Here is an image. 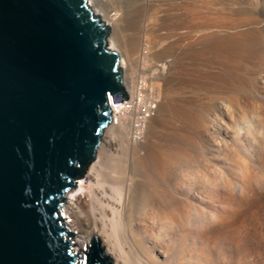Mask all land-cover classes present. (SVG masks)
Listing matches in <instances>:
<instances>
[{
    "label": "bare ground",
    "instance_id": "obj_1",
    "mask_svg": "<svg viewBox=\"0 0 264 264\" xmlns=\"http://www.w3.org/2000/svg\"><path fill=\"white\" fill-rule=\"evenodd\" d=\"M86 3L108 27L106 45L119 57L129 100L110 106L111 126L90 171L76 180L60 206L78 241L73 252L84 256L96 237L104 245L107 264H259L264 236L246 231L245 220H233L212 193L217 175L224 187H231L229 173L219 166L221 155L239 152L233 139L246 145L251 131L232 129L221 102L201 105L193 93L204 80L199 77L204 68L199 72L198 67L205 52L229 62V69L228 63L222 68L231 77L225 82L229 86H243L248 74L264 71V0ZM213 55L210 60L217 66ZM136 71L143 74L135 76L140 82L131 81ZM177 81L184 95L175 117L168 120L173 115L170 97L160 96ZM133 101L139 106L149 102L146 110L151 113L137 128L125 113ZM250 136L258 141L254 133ZM195 139L207 145L202 165L185 151ZM205 167L203 174L200 169ZM198 175L204 176L202 186Z\"/></svg>",
    "mask_w": 264,
    "mask_h": 264
},
{
    "label": "water",
    "instance_id": "obj_2",
    "mask_svg": "<svg viewBox=\"0 0 264 264\" xmlns=\"http://www.w3.org/2000/svg\"><path fill=\"white\" fill-rule=\"evenodd\" d=\"M108 37L86 0H0V264H107L60 206L127 99Z\"/></svg>",
    "mask_w": 264,
    "mask_h": 264
},
{
    "label": "rangeland",
    "instance_id": "obj_3",
    "mask_svg": "<svg viewBox=\"0 0 264 264\" xmlns=\"http://www.w3.org/2000/svg\"><path fill=\"white\" fill-rule=\"evenodd\" d=\"M207 54H208L207 52H205V54L203 55L201 54L202 57L200 58V65L198 67L199 72L201 70L200 69L201 66L206 70V72L203 71L204 70L203 69L202 73L200 72L201 76L199 73V77L200 78L204 77V80L202 78L201 79L202 82L199 81L198 85L200 86V88L199 86L197 87L195 93H193V97L197 102H200L201 105H206V106L212 105L211 103H214V101L216 100L221 102L224 105L229 120V124L232 129H241V130L249 129L251 131L249 133V139L246 145L242 144L236 138L233 139L235 141V146L239 147L241 152L240 151L236 152L235 154H232V156L230 155L228 156L226 153H223L224 155L223 154L221 155L222 162L219 163V166L223 168L224 172L229 173L231 187L228 189L227 187H224V185L222 184V178L218 177L217 175L215 177L217 184L212 188L213 197L217 204H223L229 208V212L233 220H245L244 222H245L246 231H248L250 234H261L264 236V71L251 73L250 64L245 63L244 66L247 67V71L251 73L248 74L246 78H244L245 85L239 87V85L236 84V82H234L236 86L235 84L234 86H229L230 83H225L226 81L227 82L231 81V77L228 75L226 71L227 69H229V62H226L225 61L226 59L223 60L222 58L221 59L218 58L219 56L216 55V53H213L216 55V57H214L215 55L212 54L213 58H217L218 60V61L216 60V64L217 63L220 64L219 66L218 64L216 66L214 65L215 59H212L213 61L212 62L210 60V57L212 58V55H209L210 53L208 55ZM220 61L222 62V65ZM204 62H207L210 66H208V64L205 65L206 63ZM225 64H227V66ZM214 67L215 70H213ZM218 67L221 69V71ZM224 67L226 68V70L222 69ZM213 71H217V73L222 75L213 73ZM224 71L227 73L228 75L227 77H226V73L224 74ZM177 72L178 71H174V70L172 72L174 73L172 75L176 78L178 77V74H176ZM208 73L210 75H207ZM133 74L131 75V81L133 82L137 80L139 81V79L135 77L136 75L138 76V78L140 74L143 76L141 71H136ZM223 74L225 75V77L224 80L222 81L223 79L222 76H224ZM204 75L206 76V78ZM127 76L129 77V75ZM218 76L221 77L218 78ZM211 79L214 80L216 84L213 83ZM258 80H261L263 84H259ZM139 82H137V84ZM175 84L173 85V87L169 88L168 90L165 89L167 92L165 93L163 91L164 93L162 94V96H160L161 92L159 94L161 98L162 97L172 98V99L169 98L170 107H172L171 108L172 113L173 111L180 108L181 106L180 99H182L181 97H183L184 95V94L182 95L180 94L183 93V90L180 88V86H178L179 85L178 81ZM258 84L261 85V89H258ZM205 89H207L206 93H205ZM188 95L190 94H187V96ZM160 97H159L160 99L159 101L162 100ZM171 101L175 102V104L171 103ZM175 114L176 113H173V115L171 114L170 117H168V120L171 119L173 120V116L175 117ZM244 115L245 117H243ZM239 117L242 120L240 124H238L237 122ZM160 132L162 134L160 133L159 137L162 138L164 133L162 132V130ZM252 133H254L257 136L258 141H256L254 138H252V136H250ZM197 141L195 139L194 141L192 140L191 142H188L190 143V145L187 147V150L185 151L187 152L188 154L187 157L190 160L192 159L193 161L194 159L193 162H195L196 160L195 162L196 165H202V159H204V155H206L205 151L207 145L205 143L204 146H201L202 144L201 142H199V139H197ZM204 169H200V171L203 174L205 171L208 170L206 167ZM219 174H222V172H220ZM200 175H198L199 177L198 183L200 184V186H202L204 182L203 179L204 176L203 175L200 176ZM259 264H264V254L261 255Z\"/></svg>",
    "mask_w": 264,
    "mask_h": 264
},
{
    "label": "built area",
    "instance_id": "obj_4",
    "mask_svg": "<svg viewBox=\"0 0 264 264\" xmlns=\"http://www.w3.org/2000/svg\"><path fill=\"white\" fill-rule=\"evenodd\" d=\"M128 100L129 99H127V101ZM123 102H126V101H123ZM141 103L142 104H140V106H139L138 103L133 101V102H128L127 105L125 106V107H127V111L125 113H126V115H129L132 117L131 122L133 123L134 128L139 127L142 124L141 122L144 119V117L146 118L151 114L150 111L148 112L146 110V107H149V102H147V103L141 102ZM153 104L154 103L152 102V106H153ZM114 105H117V102L116 103H110V106H114ZM135 107H139V108H136V110L134 112Z\"/></svg>",
    "mask_w": 264,
    "mask_h": 264
}]
</instances>
